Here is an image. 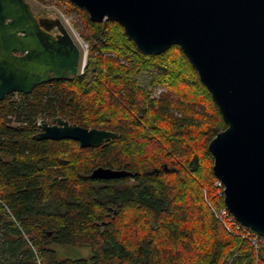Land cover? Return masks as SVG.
Returning a JSON list of instances; mask_svg holds the SVG:
<instances>
[{"label":"trees","instance_id":"1","mask_svg":"<svg viewBox=\"0 0 264 264\" xmlns=\"http://www.w3.org/2000/svg\"><path fill=\"white\" fill-rule=\"evenodd\" d=\"M53 1L78 15L87 61L71 79L0 100V264H227L233 252L230 264H264V248L212 211L224 204L207 145L226 123L180 47L141 53L119 23ZM155 86L166 91L153 96ZM55 116L118 137L85 148L36 139ZM98 166L135 174L91 178ZM52 244L91 255L58 258Z\"/></svg>","mask_w":264,"mask_h":264},{"label":"water","instance_id":"2","mask_svg":"<svg viewBox=\"0 0 264 264\" xmlns=\"http://www.w3.org/2000/svg\"><path fill=\"white\" fill-rule=\"evenodd\" d=\"M70 1L91 21L119 23L141 53L180 47L226 123L207 145L213 174L223 184V204L240 224L264 236V0ZM80 57L59 18L38 17L25 0H0V100L12 92L28 94L43 82L73 78ZM38 125L36 139H71L82 148L118 137L60 116ZM133 174L98 166L90 177Z\"/></svg>","mask_w":264,"mask_h":264},{"label":"rangeland","instance_id":"3","mask_svg":"<svg viewBox=\"0 0 264 264\" xmlns=\"http://www.w3.org/2000/svg\"><path fill=\"white\" fill-rule=\"evenodd\" d=\"M30 4V7L35 15L38 17L56 19L59 18L73 40L77 43L80 48V64L78 73H83L84 67L87 61V51H88V43L85 42L80 36V30L82 29V24L78 18V15L75 13L65 14L63 12L64 5L61 6L56 5L53 0H25ZM58 32V28L54 27L51 29V33L56 34ZM83 56L85 57V62L82 64ZM150 77L147 73H142L138 76V81L142 85L149 84ZM152 88V87H151ZM154 93L157 95L161 91H166L164 86H155L152 88ZM49 120V119H48ZM51 248L55 250L58 258H88L91 255V250L87 247L80 246H70V245H59L52 244ZM236 255V252L230 254L228 257V263L232 262L233 257Z\"/></svg>","mask_w":264,"mask_h":264},{"label":"built area","instance_id":"4","mask_svg":"<svg viewBox=\"0 0 264 264\" xmlns=\"http://www.w3.org/2000/svg\"><path fill=\"white\" fill-rule=\"evenodd\" d=\"M153 96L157 95L153 92ZM214 185L218 187V195L223 197V184L221 181L216 178ZM211 208L215 217L223 227L228 232L249 242V244L255 249L256 254L259 249L264 248V236H261L251 228L240 224L226 206L223 205L219 209Z\"/></svg>","mask_w":264,"mask_h":264}]
</instances>
